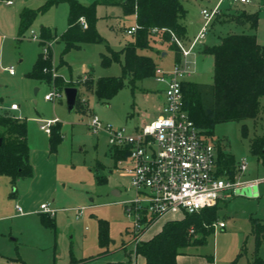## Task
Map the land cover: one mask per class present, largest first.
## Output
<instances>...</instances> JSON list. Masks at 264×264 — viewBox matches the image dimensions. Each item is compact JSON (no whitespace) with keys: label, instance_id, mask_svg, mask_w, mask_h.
Wrapping results in <instances>:
<instances>
[{"label":"rangeland","instance_id":"obj_1","mask_svg":"<svg viewBox=\"0 0 264 264\" xmlns=\"http://www.w3.org/2000/svg\"><path fill=\"white\" fill-rule=\"evenodd\" d=\"M78 1L89 5L96 0ZM250 1L236 6L228 0H182L188 36L185 47L191 46L206 23L201 11H211L217 5L220 14L209 24L205 38L208 47L217 45L221 38L229 35L253 33L250 26L232 20V16L242 10L247 15H258L257 40L264 46V0ZM43 3L37 0L30 7L38 9ZM24 7L25 3L17 0L10 8L20 11ZM97 16V30L105 42L71 50L63 66H60L63 42L43 44L41 30L46 27L58 34L63 32L69 19L68 4L62 3L40 13L22 36L17 31L14 36L0 31V104L5 107L17 104L19 110L11 115L28 124L37 179L34 184L30 179H23L13 185L10 177L0 175V215L6 216H0V264H70L72 260L76 261L73 264H130V261L144 264V258L136 252L133 220L122 205L136 195L131 179L125 175V169L131 164L116 161L115 150L105 130L95 134L89 125L97 116L104 125L114 128L141 127L160 115L157 111L161 108L166 84L156 78H147L137 81L133 89L127 79L125 86L109 102H100L95 92H88L79 85V98L84 108H88L82 112L81 104L69 109L64 86L57 87L53 82L27 76L45 47L48 55H52V76H61L67 82H78L89 71L94 79L121 76V64L113 62L103 66L102 54H108L107 46L119 51L133 42L125 28L135 25L136 20L131 16L130 21L125 22L120 7L101 4L97 6ZM32 32L38 40L33 39ZM195 48L188 58L194 71L189 80L213 84L214 57L204 51L197 52L199 46ZM170 49L168 46L159 49L158 44L153 43L152 49L141 53L151 56L162 73L172 70L176 64L175 53ZM10 68L15 70V75L10 74ZM47 95H53V99L46 100ZM3 113L0 110V115ZM148 113L153 114L147 118ZM42 122L60 126L62 141L55 153L50 152L49 133L41 129ZM260 137H264V98L256 119L219 123L214 134L206 137L215 146L218 172L225 158L237 180L259 181V196L253 197V189L249 186L238 189L234 195L227 193L216 205L218 222L207 244L184 249L179 264H251L255 258L264 260V238L257 246L253 233V220L258 226H264V166L251 148L253 139ZM243 161L248 163L244 173L239 169ZM48 175L54 177L53 182ZM20 197L39 209L41 203L47 204L52 211L49 214L55 215V228L42 224L39 213L46 211L37 209V213L20 214L16 210ZM183 215L181 212L168 218L180 219ZM99 220L110 223V242L106 249L99 244ZM164 222L161 220L148 230L143 241L160 231ZM220 222L225 223V228L219 227Z\"/></svg>","mask_w":264,"mask_h":264},{"label":"trees","instance_id":"obj_2","mask_svg":"<svg viewBox=\"0 0 264 264\" xmlns=\"http://www.w3.org/2000/svg\"><path fill=\"white\" fill-rule=\"evenodd\" d=\"M61 3L69 4L68 28L60 36L64 44L62 60L74 49L86 44H102L104 38L97 30V6H118L125 16H136L138 29L134 33V41L121 51H114L107 46L108 54H102V65L109 66L119 62L122 75L94 80L90 74L80 81L88 92H95L100 102H109L125 86L129 79L133 89L137 81L155 78L158 66L151 56L141 53L153 48L159 39L170 44L175 53V61H181V51L174 37L184 40L187 36L182 20L186 9L182 0H98L91 5H83L78 0H45L38 9H25L20 15V36L28 30L40 13ZM245 5V4H237ZM236 5V6H237ZM84 18L87 28L84 29L80 19ZM232 20L241 25H248L252 34H233L220 39L217 45L204 48V53L214 57V83L201 84L187 81L182 85L185 110L194 121L202 135L214 134L219 123L256 119L260 113V102L264 98V46L258 43V15H247L240 11L232 16ZM51 30L43 27L42 43L52 39ZM51 57L40 54L32 72L27 76L47 82L57 87H71L60 77H53L50 72ZM81 104L82 112H86L81 99L77 98L76 106ZM50 150L56 152L62 141L59 124L51 129ZM252 152L264 166V137L255 138L251 143ZM128 155V154H127ZM117 150L114 158L121 157ZM220 174L235 178L228 161L223 159ZM221 167V165H220ZM0 175L11 178L13 185L34 175L31 163V150L28 143V124L11 114L0 115ZM218 206L209 207L198 213H185L180 219L168 221L162 230L147 241L136 246V252L145 259V264H178V257L189 247L207 244L214 233V225L218 222ZM41 221L47 228L54 229L55 217L49 213L41 214ZM253 220V233L257 238V246L264 238V226H258ZM110 224L99 220V243L102 248L109 245ZM193 230V232L191 231ZM130 264L131 261H130ZM251 264H264V260L255 258Z\"/></svg>","mask_w":264,"mask_h":264},{"label":"built area","instance_id":"obj_3","mask_svg":"<svg viewBox=\"0 0 264 264\" xmlns=\"http://www.w3.org/2000/svg\"><path fill=\"white\" fill-rule=\"evenodd\" d=\"M3 1L7 5L15 3V0ZM228 1L232 5L251 2ZM201 14L206 23L189 48L174 37L181 51V61L169 73H161L157 69L155 78L166 84L164 105L157 118L144 123L135 131L126 127L104 125L97 116L89 125L95 134L105 130L112 148L128 153L131 165L125 169V175L131 179V187L136 195L122 205L127 216L133 220L136 246L143 241L144 233L167 215L198 213L216 206L227 193L232 192L234 195L245 186L253 189V197L259 196L258 180L243 182L236 178H225L218 172L215 146L202 135L185 110L182 85L194 73L188 58L194 48L205 40L208 26L220 14V7L217 5L211 11L204 9ZM80 21L86 29L85 19L81 18ZM137 29L138 26L132 27L127 34H134ZM32 36L34 40H38L34 32ZM43 52L46 57L48 48L45 47ZM8 71L11 75L15 74L13 68ZM52 99L53 95L46 96V100ZM18 109L17 104L11 105V110ZM53 125L54 122H42L41 129L50 134ZM239 169L242 173L247 171V161L240 162ZM41 210L52 213L47 204H42ZM225 226V223H219L220 228Z\"/></svg>","mask_w":264,"mask_h":264},{"label":"crops","instance_id":"obj_4","mask_svg":"<svg viewBox=\"0 0 264 264\" xmlns=\"http://www.w3.org/2000/svg\"><path fill=\"white\" fill-rule=\"evenodd\" d=\"M30 1V2H29ZM37 0H22V2H23V4L25 3V7L22 9V10H20V11H17V9H15V8H10V7H12V6H14L16 3H17V0H15V3L13 4V5H7L3 0H0V31H6L10 36H14V35H16V31H17V34H18V32H20V15H21V13H22V11H24L25 9H33V8H31L30 6L31 5H33L35 2H36ZM44 2H45V0H43ZM98 0H96L95 2H97ZM28 2V4H26ZM94 2V3H95ZM62 4V3H61ZM66 4H68V3H66ZM60 5V4H59ZM69 5V4H68ZM89 5H91V4H89ZM58 6V5H57ZM204 10V9H203ZM202 10V11H203ZM202 11H201V13H202ZM129 17H131V16H125L124 15V21L125 22H129L130 21V18ZM134 18H135V20H136V22H135V25H133V26H131L130 28H125V31H126V33H127V31L129 30V29H131L132 27H135V26H137V19H136V16H133ZM182 24L186 27V25H185V18L182 20ZM67 28H68V24H67V27L65 28V30L63 31V32H61L60 34H58L56 31L55 32H53L51 29H49V30H51V35L50 36H52V39H50V40H48V42L49 41H53V43L54 42H56V41H60V36L67 30ZM200 33V32H199ZM20 35V34H19ZM24 35V34H23ZM130 36H132L133 37V41H134V34H132V35H130ZM198 36V35H197ZM196 36V37H197ZM3 37H4V35H3ZM195 37V38H196ZM1 39H2V36H1V33H0V44H1ZM158 40V47H159V49H161V47H165V46H168L169 48H171L170 47V44H168V43H163L160 39H157ZM188 40V36H186V38L184 39V40H181V41H183V42H185V41H187ZM206 39L201 43V44H199V45H197V46H199V48H198V51L197 52H203V50H204V47H208V45H206ZM196 49V48H195ZM171 50V49H170ZM64 51V50H63ZM119 51H121V50H119ZM194 51L195 50H193V52H192V54L194 53ZM173 52H174V50H173ZM191 54V55H192ZM144 55H146V54H144ZM167 54H164V56H166ZM190 55V56H191ZM45 56V55H44ZM147 56H149V55H147ZM46 57H51V59H52V55L50 54V55H47ZM61 58H62V56H61ZM39 59V58H38ZM52 63H53V61H52ZM64 64H67V61H65V57H64V59L62 60L61 59V62H60V66H63ZM60 66H58V68L60 67ZM121 68H122V66H121ZM173 69V68H172ZM171 70H169L168 72H166V73H169ZM90 74H92L91 73V71H89V72H87L86 74H85V77H84V79L87 77V76H89ZM15 75V74H14ZM58 75H56L55 77H57ZM54 77V76H53ZM58 77H60L62 80H64L65 81V79L63 78V77H61V76H58ZM83 79V78H82ZM82 79H80L79 78V81L78 82H73V81H69V82H67V81H65V82H67V83H72L74 86H71V87H75V88H77L79 85H83V84H81L80 83V81L82 80ZM94 79V78H93ZM94 80H96V79H94ZM78 89V88H77ZM79 90H78V96H79ZM162 99V101H161V103H162V105H161V108H159L158 109V111L157 112H159V113H161V111H162V108H163V105H164V97H162L161 98ZM160 99V100H161ZM12 104H15V103H12ZM11 104V105H12ZM11 105H10V107H5L3 104H0V110H3L5 113H3V114H11V112H17L18 110H11ZM88 109V108H87ZM87 109H85V110H87ZM153 114V113H152ZM152 114H150V113H148V116H147V118L148 117H150ZM13 116H14V114H13ZM19 119H21V118H19ZM139 127H135V128H133V129H130L131 131H135L136 129H138ZM50 135V134H49ZM28 143H29V137H28ZM30 147V146H29ZM49 149H50V136H49ZM115 151H114V154H115V152H117V150L118 149H114ZM119 152H120V154L122 153V154H124V153H126V155L128 154L126 151H122V150H118ZM50 152H51V150H50ZM51 153H54V152H51ZM32 155H31V163H32V166H33V159H32ZM118 161H121V162H129V160H128V155L127 156H125V157H121ZM33 170H34V166H33ZM48 177H50V179L49 180H51V182H53L54 181V177L52 178L50 175H48ZM128 177V176H127ZM52 178V179H51ZM30 179V181L32 180V182H33V184L36 182V180L37 179H35V175H33V177L32 178H29ZM19 183V182H18ZM17 183V184H18ZM15 192H16V190H15ZM15 192L13 193V194H15ZM119 193V192H118ZM26 198L24 197V198H21L20 197V199H19V201H18V203L16 204V210L20 213V214H22V215H24V214H30V213H37V209H39L38 208V206H35V205H33V204H31V202L29 201V200H25ZM42 204H45L44 202L43 203H41V205ZM41 205H40V209H41ZM39 209V210H40ZM2 213V212H1ZM0 213V214H1ZM40 215L42 214V213H39ZM171 215H173V214H171ZM171 215H167V216H165V217H163L162 219H160V220H158L156 223H158V222H160L161 220H163V221H165L163 224H162V227H161V230H162V228H163V226L165 225V223L166 222H168V221H172V220H175V218H168L169 216H171ZM1 217L3 216V215H0ZM54 217H55V215H53ZM0 217V218H1ZM3 217H6L5 215L3 216ZM166 219H168V220H166ZM110 224V223H109ZM154 226V225H153ZM152 226V227H153ZM151 227V228H152ZM151 228H149L148 230H150ZM147 230V231H148ZM160 230V231H161ZM146 231V232H147ZM160 231H157V232H155L154 233V235L153 236H155L156 234H158ZM144 233V236H143V239L145 238V236H146V234L147 233ZM153 236H151L149 239H151ZM98 238H99V235H98ZM142 239V240H143ZM149 239H147V240H149ZM147 240H145V241H147ZM100 244V243H99ZM108 247V246H107ZM107 247H105V248H103V249H106ZM106 252V251H105ZM179 259H180V256L178 257V264H179ZM76 261L75 260H72L71 261V263L70 264H73V263H75ZM144 264H145V259H144Z\"/></svg>","mask_w":264,"mask_h":264},{"label":"water","instance_id":"obj_5","mask_svg":"<svg viewBox=\"0 0 264 264\" xmlns=\"http://www.w3.org/2000/svg\"><path fill=\"white\" fill-rule=\"evenodd\" d=\"M67 104L70 110H73L76 106L77 98H78V89L75 87H67L65 89ZM119 195V193H117Z\"/></svg>","mask_w":264,"mask_h":264}]
</instances>
